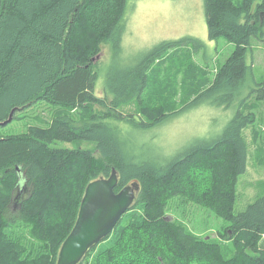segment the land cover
Returning <instances> with one entry per match:
<instances>
[{
    "label": "trees",
    "instance_id": "obj_1",
    "mask_svg": "<svg viewBox=\"0 0 264 264\" xmlns=\"http://www.w3.org/2000/svg\"><path fill=\"white\" fill-rule=\"evenodd\" d=\"M128 13L129 0H0V123L41 103L54 108L46 127L0 134V264H56L86 187L112 169L116 192L131 183L140 192L79 264H264V195L235 213L249 156L243 132L254 123L244 110L252 97L264 102V81H255L247 61L252 41L264 44V0H204L208 39L223 38L234 49L209 88L168 112L145 102L148 70L191 39L164 41L126 64ZM103 45L112 56L106 70L93 62ZM132 102L137 112L125 109ZM202 104L231 111L216 138L171 158L145 143L144 133ZM58 143L94 149H59ZM174 199L225 222L220 241L168 219Z\"/></svg>",
    "mask_w": 264,
    "mask_h": 264
},
{
    "label": "rangeland",
    "instance_id": "obj_2",
    "mask_svg": "<svg viewBox=\"0 0 264 264\" xmlns=\"http://www.w3.org/2000/svg\"><path fill=\"white\" fill-rule=\"evenodd\" d=\"M191 39L178 48H172L148 70L150 83L145 102L165 112L177 110L191 102L200 92L211 85L220 66L230 57L234 46L221 38L210 41L204 14V0H129V13L122 39L123 60L131 63V57L144 56L164 41ZM196 41L197 43L193 42ZM253 52L247 61L253 66L256 82L264 81V44L253 40ZM93 61L100 70H106L112 62L109 45H103L101 54ZM104 74L95 89L102 97ZM148 97V98H147ZM150 100V101H149ZM130 112H137L134 103L125 105ZM54 108L41 103L17 114V119L0 131V134H18L28 126L46 127L51 123ZM245 114L254 118V123L243 132L248 144L246 173L237 184L235 213L245 210L257 197L264 195V102L252 97ZM229 110L199 105L185 110L152 133H144L145 143L163 158L174 157L184 148L199 140L216 138L232 118ZM233 116V114H232ZM144 120V117L142 116ZM157 133L158 135H156ZM59 149L93 150L94 146L58 143ZM13 212H17L15 207ZM166 217L183 223L199 237L220 241L227 224L192 203L174 199L170 201Z\"/></svg>",
    "mask_w": 264,
    "mask_h": 264
},
{
    "label": "water",
    "instance_id": "obj_3",
    "mask_svg": "<svg viewBox=\"0 0 264 264\" xmlns=\"http://www.w3.org/2000/svg\"><path fill=\"white\" fill-rule=\"evenodd\" d=\"M13 114L14 111L0 127L11 123ZM118 183V174L112 169L108 178L86 187L76 222L60 248L56 264H79L90 250L111 235L132 208L140 192L139 184L131 183L116 192Z\"/></svg>",
    "mask_w": 264,
    "mask_h": 264
}]
</instances>
